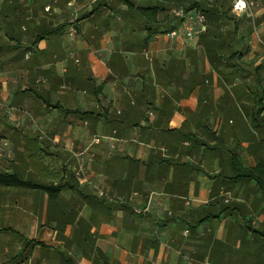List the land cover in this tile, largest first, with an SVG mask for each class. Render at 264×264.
Returning <instances> with one entry per match:
<instances>
[{
  "label": "crops",
  "instance_id": "obj_1",
  "mask_svg": "<svg viewBox=\"0 0 264 264\" xmlns=\"http://www.w3.org/2000/svg\"><path fill=\"white\" fill-rule=\"evenodd\" d=\"M192 3L222 44L167 36ZM237 161L264 164V0H0V172L27 184L0 185V264H264Z\"/></svg>",
  "mask_w": 264,
  "mask_h": 264
},
{
  "label": "trees",
  "instance_id": "obj_2",
  "mask_svg": "<svg viewBox=\"0 0 264 264\" xmlns=\"http://www.w3.org/2000/svg\"><path fill=\"white\" fill-rule=\"evenodd\" d=\"M180 10L182 11L183 14H186L188 12H191L193 10L198 11L199 13L203 14L204 16H210L211 14H213V10L209 9L208 7H206L205 5H201L198 3H192L189 5H185V6H181ZM145 12H151L153 13H157L159 10L157 8H153V9H145ZM164 11V10H162ZM178 21L180 22L181 20L179 18H177ZM204 34H202L201 39L203 38H210L213 40V43H221L222 44V39L218 38L216 36H213L211 34H209L207 31L203 32ZM236 59V54L229 52L227 53L226 56V60L228 61H233ZM240 60V58H237ZM233 69L235 70V72H240L243 71L242 69H240L239 67H233ZM260 68H253L252 71L253 73L257 76L258 72H259ZM259 105L261 102V99L258 101ZM236 170H238V172L240 173V176L242 178H246V179H250V180H255L257 183V187L258 190L260 191V193L264 196V164H258L255 169L253 170H244L241 165L238 163V161L236 162ZM0 185L3 186H26L27 184H25L24 182H21L20 180H18L15 176L13 175H8L5 173H1L0 172Z\"/></svg>",
  "mask_w": 264,
  "mask_h": 264
},
{
  "label": "built area",
  "instance_id": "obj_3",
  "mask_svg": "<svg viewBox=\"0 0 264 264\" xmlns=\"http://www.w3.org/2000/svg\"><path fill=\"white\" fill-rule=\"evenodd\" d=\"M239 5H240V1H237L234 5V8L238 9ZM252 6L253 4L251 3L247 4L243 2L239 8L241 10H244V9L248 10ZM172 15L175 18H179L181 20L180 21L181 23H180V28L171 30L170 32L167 33V36L169 37H180L181 35H183L186 38H192L195 35L206 31V20L203 14L197 13L191 16H187L186 14H183L181 10H178V11L173 10ZM70 33L73 36L75 35V31L73 30ZM25 58H28V55H26ZM94 141L96 143L99 142V140L97 139ZM80 171H81V167L76 172L77 176H79Z\"/></svg>",
  "mask_w": 264,
  "mask_h": 264
},
{
  "label": "rangeland",
  "instance_id": "obj_4",
  "mask_svg": "<svg viewBox=\"0 0 264 264\" xmlns=\"http://www.w3.org/2000/svg\"><path fill=\"white\" fill-rule=\"evenodd\" d=\"M185 6V5H184ZM174 10H176V11H178V10H180V8L179 7H175V8H173ZM173 11V10H172ZM172 11H171V14H172ZM173 16V15H172Z\"/></svg>",
  "mask_w": 264,
  "mask_h": 264
}]
</instances>
